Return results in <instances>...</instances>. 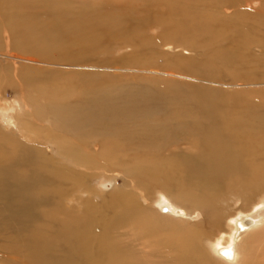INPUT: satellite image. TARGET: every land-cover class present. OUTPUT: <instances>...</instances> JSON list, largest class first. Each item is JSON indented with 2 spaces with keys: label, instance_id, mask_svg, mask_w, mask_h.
Instances as JSON below:
<instances>
[{
  "label": "bare ground",
  "instance_id": "bare-ground-1",
  "mask_svg": "<svg viewBox=\"0 0 264 264\" xmlns=\"http://www.w3.org/2000/svg\"><path fill=\"white\" fill-rule=\"evenodd\" d=\"M38 1L56 19L0 3V94L20 101L0 127V264H264L249 244L264 231V0H132L140 18L130 0ZM124 160L138 185L118 195L109 176L94 206L90 180ZM167 201L190 227L137 251L173 220Z\"/></svg>",
  "mask_w": 264,
  "mask_h": 264
},
{
  "label": "rangeland",
  "instance_id": "rangeland-1",
  "mask_svg": "<svg viewBox=\"0 0 264 264\" xmlns=\"http://www.w3.org/2000/svg\"><path fill=\"white\" fill-rule=\"evenodd\" d=\"M14 1H17V2H15L14 6L25 4V5H27V7H29V10L27 8L26 12H28V13L30 12L29 14H35L37 16L34 19V23H36V24L41 23L42 25H44V24H47V23L53 21L54 19H56V16L47 12L46 9H39V3H41V2L38 0H9V1L8 0H0V3L1 4H7L11 7H14L13 6ZM61 1L68 3V1H77V0H61ZM80 1H82V3L83 2H86V3L91 2L90 0H80ZM130 1L132 3V0H130ZM106 3L111 4V5L120 6V7L122 5L127 4L125 1H121V0H104V6ZM132 4L134 6V9L137 13L138 18L147 15L148 9L144 8V2H141V3L138 2V3H132ZM30 6H32L33 9H30ZM99 7H101V6H99ZM245 9L247 11H250V7L248 5H245ZM7 18H8V14L6 13V9L2 8L0 5V25H2V23L6 22ZM38 18H40L41 20H38ZM150 34H151V36H153L155 34V31H150ZM257 34H258V31L254 32L253 35L256 36ZM0 36L3 37L1 30H0ZM21 36H25V35H21ZM158 41L160 42V44L169 43V44H171L170 46H173L172 45L173 41H170V42L168 40H158ZM5 46H7V44L2 43L0 40V53L4 52L9 47L11 50V48L13 47V45L10 44V45H8L9 47H7L5 49ZM14 46H16L17 50L22 51L21 50L22 47L20 46V40H19L18 44L14 45ZM182 54L184 56H189V55H187L189 53H182ZM138 60L143 61L141 59V57H139V56L137 58H132L130 61H138ZM1 64H0V79L2 78L1 75H3L2 71H4V69H2ZM164 66H166V65H164ZM152 67H157V68L162 69L163 63H160V62L152 63ZM57 71H60V70H57ZM41 73H44L45 77L54 76L53 77L54 81H53V85L51 88L57 87V80L59 79V77H58L59 74H51L47 71H42ZM62 82L64 83L62 87L65 90H71V88H76L77 86H79L78 85L79 77L73 75L72 79H70V80L63 77ZM3 88L4 89H2V93L0 94V127L3 128L5 130V132L8 133V132L13 131V129L16 128L13 116L16 113L17 107L20 106V101H19L18 96L15 94L16 89L14 88V86H12V87L4 86ZM15 96H17V97H15ZM192 102H193V100L185 102L181 105L182 106L188 105V104H191ZM12 103H13V105H12ZM218 108H223V106H218ZM12 120H13V122L11 123ZM116 156H118V158H119L121 155L119 152H117ZM131 162H132V160L131 161L124 160V164L121 166H119L116 162H114V164L117 165L116 167H113L115 169V172H107L106 170H104L101 174L92 177V180H90L91 186L90 185L89 186L91 189L92 204L94 206L100 205V204L104 205V204L108 203L107 199L109 196L107 195L106 197H103V194L106 193L104 191H107L111 188L110 182L109 181L107 182V180L105 179L109 176H114V178H115L114 179V182L116 184L115 189L118 191L117 192L118 195H121V192L124 194L125 192H130L132 189L136 188V186L138 184L136 183L135 180H133L134 175L129 173L133 168L132 167H129V168L125 167L127 164H129ZM136 162L140 163V170H142L146 173H152L151 162L143 161V160L136 161ZM119 190H121V192ZM133 194H134V192H133ZM238 204H239V202L235 203L234 206H237ZM143 205H144V203H143ZM155 207L157 209H159V211L161 213L168 215L170 220H172V219L173 220L169 221V223L167 224L168 225L167 228H164L165 230H163L162 232L159 231L158 234H155L154 232L152 233V231H150L148 234L145 235V237L143 239H141L139 237L138 239H141V240H139L135 244V249L137 251H144V252L152 251L153 245L158 244L162 240H168L167 237L170 234V232L174 230V225L178 226L182 230H187V228L190 227V220L189 219H190V214H191L190 212H192V211H190L189 209L187 210L188 212H186V211L179 212L178 209L176 207L171 206V204H169L168 201H167V204H166V202H162L159 206L160 208H158V206H156V204H155ZM229 212L231 214L232 210H230ZM142 213H144V212H140V214H142ZM180 213H181V216H180ZM235 213L233 211V215H235ZM129 233H130V231H129ZM117 240L119 241V237L117 238ZM121 240H122V238H121ZM263 241H264V231H258V232H255L254 234L251 235V237L249 239V244L251 246H253L250 249L254 250V257H256L255 251H257V250L261 251V249H262L261 246H262ZM139 243H144L145 245L139 246ZM151 260H152V257H151Z\"/></svg>",
  "mask_w": 264,
  "mask_h": 264
}]
</instances>
